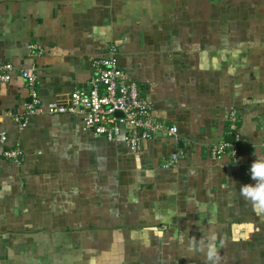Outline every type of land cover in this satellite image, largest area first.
I'll list each match as a JSON object with an SVG mask.
<instances>
[{
    "label": "crops",
    "instance_id": "obj_1",
    "mask_svg": "<svg viewBox=\"0 0 264 264\" xmlns=\"http://www.w3.org/2000/svg\"><path fill=\"white\" fill-rule=\"evenodd\" d=\"M111 46L178 140L158 133L133 152L75 114L15 121L32 100L21 69L43 104L64 101ZM4 62L0 264H206L189 247L209 234L218 264H264V214L239 192L264 157V0H0ZM238 134L236 158L210 157Z\"/></svg>",
    "mask_w": 264,
    "mask_h": 264
},
{
    "label": "built area",
    "instance_id": "obj_2",
    "mask_svg": "<svg viewBox=\"0 0 264 264\" xmlns=\"http://www.w3.org/2000/svg\"><path fill=\"white\" fill-rule=\"evenodd\" d=\"M30 48L41 52L36 45ZM14 66L11 63H0V83H7L12 79ZM20 75L30 90L31 102L21 115L14 117L20 126H25L33 114H75L81 118L82 129L94 136L102 137L113 142L121 140L135 152L141 149L143 143L155 134L161 133L178 140V127L168 126L154 116L152 101L142 97L138 84L133 80L119 63L118 50L115 46L108 49V54L102 57L93 56L90 61V76L85 88H77L67 95V100L42 103L34 90L37 76L32 68H23ZM230 129L236 130L235 116H229ZM7 135L0 132V141L5 143ZM235 145L225 141L213 144L209 155L214 160H220L225 154L236 158L237 144L240 134L236 135ZM20 154L18 148L4 149L3 156L16 159ZM180 156L172 153L165 167L176 165Z\"/></svg>",
    "mask_w": 264,
    "mask_h": 264
},
{
    "label": "clouds",
    "instance_id": "obj_3",
    "mask_svg": "<svg viewBox=\"0 0 264 264\" xmlns=\"http://www.w3.org/2000/svg\"><path fill=\"white\" fill-rule=\"evenodd\" d=\"M249 173L252 182L242 184L239 187L240 195L251 202L258 213L264 214V157H259L252 162ZM206 239L207 243L201 241L198 249L195 244H190L189 250L205 252L206 264H218L220 257L214 246L216 237L209 234Z\"/></svg>",
    "mask_w": 264,
    "mask_h": 264
}]
</instances>
